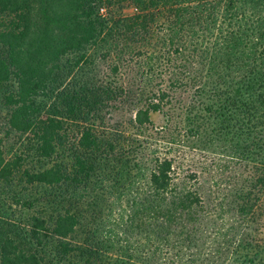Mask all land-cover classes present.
Instances as JSON below:
<instances>
[{
	"label": "trees",
	"instance_id": "16d2710c",
	"mask_svg": "<svg viewBox=\"0 0 264 264\" xmlns=\"http://www.w3.org/2000/svg\"><path fill=\"white\" fill-rule=\"evenodd\" d=\"M96 52L114 58L109 70L88 67ZM119 64L143 87L133 116L112 127L106 114L127 93ZM202 73L213 82L196 93L223 116L215 130L240 136L253 162L218 200L236 217L211 247L195 243L202 197L176 191L172 160L142 153L130 133L152 113L171 119L153 77L177 88ZM232 119L240 130L228 131ZM258 126L264 0H0V264H264Z\"/></svg>",
	"mask_w": 264,
	"mask_h": 264
},
{
	"label": "rangeland",
	"instance_id": "374dc122",
	"mask_svg": "<svg viewBox=\"0 0 264 264\" xmlns=\"http://www.w3.org/2000/svg\"><path fill=\"white\" fill-rule=\"evenodd\" d=\"M133 12L136 11L129 7L123 11L125 15ZM98 55L99 53L96 52L95 62L89 64L88 67L93 68L95 65L96 71L109 70V66L113 64L111 59L114 58L103 61L97 59ZM131 64L132 62L129 63V65ZM119 65L121 67V64ZM116 74L118 83L122 85L124 90L126 89L127 93H123L124 103H121L116 110H110L106 114V121L112 127L119 123L120 126L126 124L128 118L133 116L135 107L140 105L138 97H140V89L143 87L139 79H132L135 74L133 66L129 67L128 72L122 67L118 68ZM192 77L193 80L190 79L188 83L193 81L194 86L188 84V86L177 88H171L167 85V77L164 79L158 76L153 77V85L161 83L170 93V104H167L165 108L166 111L170 112L171 119L160 113H152L150 116L151 124L143 125L139 131H132L131 129L130 133L143 145V148L141 147L142 153H148L147 148H145L146 151L143 150L144 146H147L156 149L160 157H167L172 160V166L177 172L173 179V186L176 191L191 189L202 197L200 207L195 213L197 218V222H195L197 241L195 243L199 245L203 243V247H211L216 245L217 241H221L216 230L231 225L236 217L228 205L220 209L218 200H223L228 193L231 194L234 191L235 182H238L236 184L238 186L242 183V175L246 173L245 165L248 167L247 170L252 171L253 162L246 161L243 151L244 142L240 136L229 133L223 134L222 131L218 133L215 130L223 116L220 117L217 112V116H214V113L209 112L210 109L206 108L215 107L212 105L211 93L200 95L196 93L197 85H211L210 83L213 82L211 76L202 73L196 78L195 76ZM233 123L234 119L229 121L230 128L228 131L240 130L237 126L241 123L238 122L235 125ZM257 128H260L258 136L264 137V129L261 130L259 126ZM139 147L140 145L137 149ZM251 156L250 154L249 158ZM261 158H264V155ZM140 172L144 174L143 177L147 178L148 170L144 169ZM167 196L169 197L170 194ZM220 210L223 211L222 216L219 214ZM31 213L33 211H27L24 212V215ZM20 214H22L20 210H17L16 215L19 216ZM243 232L245 233V231Z\"/></svg>",
	"mask_w": 264,
	"mask_h": 264
}]
</instances>
